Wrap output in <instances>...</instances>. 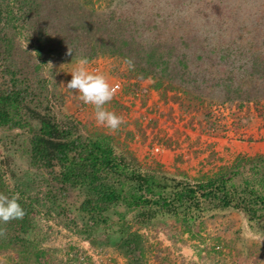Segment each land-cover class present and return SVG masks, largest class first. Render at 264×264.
I'll return each mask as SVG.
<instances>
[{
  "label": "trees",
  "instance_id": "16d2710c",
  "mask_svg": "<svg viewBox=\"0 0 264 264\" xmlns=\"http://www.w3.org/2000/svg\"><path fill=\"white\" fill-rule=\"evenodd\" d=\"M223 1L121 0L125 8L119 4L98 11L92 5L82 6L80 0H0V46L11 50L16 22L21 19L34 34L42 62L44 47L53 53L70 46L87 60L98 54L123 60L129 75L140 80L151 76L156 88L175 80L193 90H201L203 84L212 89L222 85L228 98L232 93L246 100L264 97V40L248 24L239 23L240 18L251 20L253 12L238 9L239 5L227 7ZM258 10L263 17L264 10ZM226 34L233 35L230 46L224 45ZM228 47H236L234 56L246 61L226 64L232 52ZM0 62V128L28 132L30 163L47 170L61 187L82 191L78 211L91 231L107 232L127 264H142L138 257L142 237L134 226L160 216L191 224L207 214L235 211L250 227L264 231V153L238 157L213 175L194 181L186 174L143 167L129 150L117 149L110 136L93 132L85 137L75 120L57 119L46 100L47 78L39 75L33 84L1 53ZM41 66L35 64V71ZM4 171L0 165V193L11 197ZM19 203L24 218L0 222L4 230L0 253L24 254L36 264H59L32 236V211L20 198ZM120 205L124 212L117 210ZM128 212H133L131 219L126 217Z\"/></svg>",
  "mask_w": 264,
  "mask_h": 264
},
{
  "label": "rangeland",
  "instance_id": "374dc122",
  "mask_svg": "<svg viewBox=\"0 0 264 264\" xmlns=\"http://www.w3.org/2000/svg\"><path fill=\"white\" fill-rule=\"evenodd\" d=\"M65 1L68 2L61 0ZM80 1L82 6L92 5L101 11L117 8L121 0ZM223 2L227 7L239 5L238 9L252 11L251 20L240 18L239 23L248 24L264 40V12H260L261 17L258 10H264V0ZM16 24L13 47L8 52L2 44L0 53L31 83H36L39 75L47 78L46 100L53 114L59 120H75L83 136L104 133L117 149L129 150L143 167L175 176L186 174L193 181L213 175L238 157L264 153V97L246 100L232 93L228 98L222 85L215 84L212 89L203 84L201 90H193L175 80L156 88L153 77L137 79L129 75L123 60L107 54L88 60L87 68L103 73L110 83L122 82L123 90L106 107L123 116L125 123L115 132L97 125L93 106L81 101L78 92L66 88L80 57L67 55V48L47 53L46 46L45 61H40L32 30L21 19ZM8 35L11 36L9 32ZM223 38L224 45L230 46L228 41L233 35ZM228 49L232 52L226 64L246 61L234 56L236 47ZM38 63L42 66L36 72ZM1 67L2 62L0 78ZM0 165L5 170L10 195L19 193L32 211V236L39 246L54 254L59 264H127L124 254L107 238V232L91 231L89 222L78 211L82 191L61 187L47 170L30 163L26 130L6 132L0 128ZM117 210L124 212L125 207L120 205ZM132 213H126V217L131 219ZM112 216L117 220L115 211ZM134 229L142 237L138 254L142 264H264V231L250 227L240 212L207 214L191 224L160 216ZM26 256L1 252L0 264H36Z\"/></svg>",
  "mask_w": 264,
  "mask_h": 264
},
{
  "label": "clouds",
  "instance_id": "9594fccd",
  "mask_svg": "<svg viewBox=\"0 0 264 264\" xmlns=\"http://www.w3.org/2000/svg\"><path fill=\"white\" fill-rule=\"evenodd\" d=\"M66 54L69 56L73 54L70 46ZM87 65V58L78 60L77 67L71 72L72 79L67 83L66 88L78 92L81 101L93 106L97 125L115 132L125 123V120L123 116L110 111L106 105L114 99L118 87L111 84L103 73L90 72ZM19 198V193L11 197L0 193V222L7 224L12 220L24 218L26 212L19 203ZM3 234L4 230H0V235Z\"/></svg>",
  "mask_w": 264,
  "mask_h": 264
},
{
  "label": "built area",
  "instance_id": "2783aa9c",
  "mask_svg": "<svg viewBox=\"0 0 264 264\" xmlns=\"http://www.w3.org/2000/svg\"><path fill=\"white\" fill-rule=\"evenodd\" d=\"M111 84H113V85L118 87L117 94L120 93L123 90V86H122V82L121 81H114V82H111ZM155 150L157 151V150H159V148L156 147Z\"/></svg>",
  "mask_w": 264,
  "mask_h": 264
},
{
  "label": "crops",
  "instance_id": "0c3cea01",
  "mask_svg": "<svg viewBox=\"0 0 264 264\" xmlns=\"http://www.w3.org/2000/svg\"><path fill=\"white\" fill-rule=\"evenodd\" d=\"M108 67V66H107Z\"/></svg>",
  "mask_w": 264,
  "mask_h": 264
}]
</instances>
